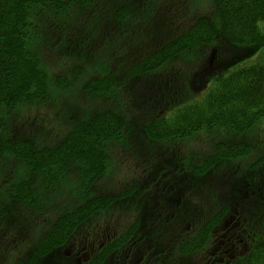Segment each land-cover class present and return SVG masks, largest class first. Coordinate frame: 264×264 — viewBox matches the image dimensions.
<instances>
[{
    "label": "trees",
    "instance_id": "obj_1",
    "mask_svg": "<svg viewBox=\"0 0 264 264\" xmlns=\"http://www.w3.org/2000/svg\"><path fill=\"white\" fill-rule=\"evenodd\" d=\"M171 1L0 0V110L42 103L70 87L83 71L87 80L82 91L88 101L65 118L62 129L59 125L50 129L44 121L32 128L12 126L0 117V226L4 229H0V252L11 264H74L77 251L66 254L65 246L72 240L77 243L82 226L126 200L127 190L109 192L99 184L110 167L111 142L127 136L119 105L108 104L119 92L132 93L141 108L151 106L146 112L150 121L145 123L143 111L139 115L141 133L151 143L224 134L205 156H190L187 178L192 190L180 198L173 222L186 215L202 216L199 205L190 203L204 196L197 187L211 189L204 196L212 200L211 213L189 224V237L181 235L175 250L189 258L208 248L219 215L215 207L225 211L224 203L244 199L247 207L241 215L252 222L255 241L244 264H264V63L248 61L264 49V0H206L205 7H197L198 0ZM78 27L87 32L90 44L105 48L108 61L103 72L100 59L90 54V44L74 41ZM56 30L70 32L74 51L90 54V68L67 66L50 74L44 62L53 55L64 58L62 51L53 54V44L46 43ZM209 49L213 52L196 62L190 74L194 79L185 87L196 96L174 104L176 94L152 87L156 82L148 79L162 67L180 58L193 60V55L207 54ZM135 83L137 91L130 86ZM90 99L95 103L91 111ZM258 134L261 139H254ZM248 158L255 163L249 164L246 180H238L236 188L234 183L228 185L232 189L220 190L217 174L222 166L234 160L249 163ZM57 195L63 201L58 202ZM16 210L24 215H12ZM23 222H29L36 234L25 236L24 248L18 250V238L7 232H16ZM137 223L121 233H106L108 238L101 244L90 232V238L84 239L90 243L89 258L77 263L114 264L138 230Z\"/></svg>",
    "mask_w": 264,
    "mask_h": 264
},
{
    "label": "rangeland",
    "instance_id": "obj_2",
    "mask_svg": "<svg viewBox=\"0 0 264 264\" xmlns=\"http://www.w3.org/2000/svg\"><path fill=\"white\" fill-rule=\"evenodd\" d=\"M159 1L164 3L166 0ZM174 1H171L170 4ZM185 3L186 0H182L181 4ZM196 6L205 7L206 0H198ZM169 11L171 13L173 8L171 7ZM49 34L52 35L53 40L46 43L48 45L53 44V54H57V49H59L62 51L64 57L57 59L56 55H53L52 58L44 62L45 67H48L50 70V74H53V72L59 73L61 70H71L73 67L79 68L80 66H86L90 68V54L96 56L98 61L100 59L98 66L101 68V72H103L108 61L104 52L105 48H97L90 44L86 31L78 27L77 31L74 33V41L83 45L90 44V54L85 51L76 52L73 50V43L68 41L70 36V32L68 31L56 30ZM71 41L73 42V40ZM68 48L70 49L68 52L64 51ZM212 52L213 49H209L207 54H205L204 51L198 52L192 56L193 60L191 59L189 61H179L180 58L162 67L148 80L150 82L155 81L156 83H153L152 87L156 86V89L162 90L165 94H176L175 99H172L174 104L187 101L191 97L196 96L189 92V88L185 90V87L190 83L188 80L193 81L194 79V76H190L191 72L195 70L197 64L207 60ZM219 53L220 52L215 53L214 59ZM186 56L187 55L183 56L182 59H185L184 57ZM248 61H261L264 63V49H259L254 57L250 58ZM67 66H69V68L66 69ZM86 80L87 78L83 71L81 75L73 80L70 87L52 93L46 101L12 111L0 110V117H6L5 121L12 126L26 125L27 128H32L34 124H42L44 121L46 126L50 129H52L51 127L55 129L57 125L62 129L61 126L65 124V118L74 116L76 110H81L88 104V101L83 97L85 93L82 91ZM136 85L137 83L131 84L130 86L137 91L135 89ZM140 94L150 99L148 97L149 95L147 96L145 92H140ZM148 99L147 102L149 104L150 100ZM94 104L93 100L90 99V111L93 110ZM108 104L116 108L119 107L118 110L121 111L127 123V136L123 141L111 142L110 167L99 184L109 192L116 188L127 190L124 192L127 194L125 197L126 200L123 201L122 205L116 204L113 206L112 209L107 211L104 215L97 216L96 218H100L99 220L94 219L91 223L88 222L82 226L76 233V237H78V239L75 237L77 243L76 240H72L70 246L68 244L65 246L64 251L67 250L66 254L69 253V255H71L74 250H84V254H87L90 252V243H85L84 239L85 236L90 238V232L95 234V240H98L97 242L101 244L108 238L106 233H121L127 227L133 226L136 222H140L137 223L138 230L132 236L133 242H130L135 251L133 253L125 252L128 248V245H126L122 249V257L120 256V259L116 260L114 264H148L147 261L150 259H153L155 264H203L201 261L207 253H210L207 249H201L199 253L190 258H183L181 256V251L177 252L175 248L177 249L178 239L181 235L184 237L188 236L187 230L189 224H196L202 219L210 216V202L212 200L209 199V201L205 199L204 196L205 193L209 192L211 189L208 190L197 187L195 190L204 194V196L199 198V200L195 199L193 202H190L199 205L200 208L198 209V213L201 212V217L191 219L192 217L186 215L183 219H178L177 222L174 223V211L180 208V198L187 197L189 195V190H192L187 178V172L190 169L191 154L198 155L199 158L205 156L210 152L209 148L213 144V141H218L224 137V134H216L215 132L207 133L196 139L186 140L187 142L185 140H180L151 143L142 135L140 130L141 123H139L140 111L145 113V123L151 120L149 113L146 115V112L149 111L151 106L149 107V105H146L144 108L139 107L133 94L127 92H119L115 101H109ZM145 104L146 99L144 101V105ZM54 110L57 112H53ZM46 118L50 119L46 120ZM52 123L53 126L51 125ZM261 126L264 128V119L261 122ZM261 137L262 134H258V138L254 139L260 140ZM248 161L249 163L243 162L242 160H234L222 166L217 174L220 190L228 191L229 189L236 188L239 184L238 180H246V176L251 170L249 164L251 163V165H253L255 163L252 162V158H248ZM193 163L196 164L195 162ZM179 166H181V171H179ZM1 170L3 171V167H1ZM234 183H236V186L232 188L228 187L230 184L233 186ZM243 183L244 182H242V184ZM0 196L2 197V190H0ZM214 199L216 198L214 197ZM56 200L58 202L63 201V196L57 195ZM190 203L187 199L184 205L187 207V204L190 205ZM232 203L236 206H240L241 215L244 212L245 208H243V206H246V201H244V199L243 201L238 199L234 200ZM216 209L218 210V208L215 207L214 212H216ZM18 212L24 215L19 210L14 211L12 215ZM0 229L4 230L2 226H0ZM30 233L31 228L29 222H23L16 232L12 230L7 232V234L18 238V250L24 248L22 240ZM33 234H36V231L32 232L28 237L32 238ZM157 235L159 238L158 240H151L152 236ZM153 242L157 244L156 248L152 246ZM76 244H79L81 248L77 249ZM159 250L162 252L158 253ZM0 251L2 250L0 249ZM165 251H168L169 254ZM65 257L68 258L67 256ZM158 258L160 261L157 260ZM142 259L146 263H143ZM62 261L63 259L60 260V263ZM0 264H11V259L4 257L0 252ZM74 264L79 263L74 262Z\"/></svg>",
    "mask_w": 264,
    "mask_h": 264
},
{
    "label": "flooded vegetation",
    "instance_id": "obj_3",
    "mask_svg": "<svg viewBox=\"0 0 264 264\" xmlns=\"http://www.w3.org/2000/svg\"><path fill=\"white\" fill-rule=\"evenodd\" d=\"M225 206V211H219L217 216L214 238L206 248L210 253L204 257L203 262L201 261L203 264H244V260L252 252V246L255 242L252 222L249 223L250 219L240 215V206L227 203ZM261 238L262 233L259 239ZM130 242H133V238L126 244L128 248L125 252L133 253L135 250ZM159 252L162 251L159 250ZM76 257L77 262H81V260L88 259L89 254H84V250H81L77 251ZM142 262L146 263L143 259ZM147 263L155 264V261L150 259Z\"/></svg>",
    "mask_w": 264,
    "mask_h": 264
}]
</instances>
